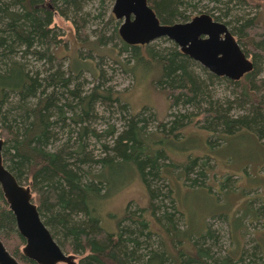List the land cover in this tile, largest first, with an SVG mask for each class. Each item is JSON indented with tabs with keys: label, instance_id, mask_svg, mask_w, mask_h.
I'll use <instances>...</instances> for the list:
<instances>
[{
	"label": "trees",
	"instance_id": "obj_1",
	"mask_svg": "<svg viewBox=\"0 0 264 264\" xmlns=\"http://www.w3.org/2000/svg\"><path fill=\"white\" fill-rule=\"evenodd\" d=\"M84 2L0 0L3 158L17 180L30 187L54 239L64 251L80 255L78 264H264V227L246 256L240 238L235 237V233L241 234L251 200L234 213L235 204L226 201L222 214L203 218L204 226L197 229L180 206L181 191L202 190L212 197L222 187L224 197L232 189L235 193L238 187L233 185L236 180L231 182L233 175L227 176L230 185L223 175L212 184L208 160H214L213 155L196 154L190 147L181 153L182 159L173 156V149L180 148L176 141L187 139L189 127L208 133L212 147L218 148L228 137L242 132H251L264 145V80L258 78L264 27L258 17L231 21L228 8L223 14L210 13L228 25L245 53L253 57V70L237 81L198 66L206 76L202 77L196 62L173 41L168 47L126 43L120 37L118 21L112 38L120 40L121 50L130 57L128 71L138 79H150L169 100L171 111L161 118L157 112H149L148 106L132 110L119 91L103 83V70L100 63L93 62L92 51L112 38L100 33L91 43L84 39ZM148 2L162 23L190 19L187 5L191 1ZM55 14L72 19L88 59L81 52L75 57L69 53L52 26ZM31 59L43 62L44 71L35 69ZM84 70L96 79L88 91L83 89ZM213 80L225 81L233 89V99L210 95ZM99 106H118L123 114L122 129L109 124L98 130L93 123L100 118ZM92 140L99 146L98 154L91 147ZM135 179L145 188L146 205L129 201L122 213L110 211V199ZM258 212L253 213L258 217ZM224 213L233 215L232 221ZM213 216H224L231 227L234 249L224 257L217 256L214 249L219 236L208 223ZM0 239L20 261L37 264L23 253L26 240L1 186Z\"/></svg>",
	"mask_w": 264,
	"mask_h": 264
},
{
	"label": "rangeland",
	"instance_id": "obj_2",
	"mask_svg": "<svg viewBox=\"0 0 264 264\" xmlns=\"http://www.w3.org/2000/svg\"><path fill=\"white\" fill-rule=\"evenodd\" d=\"M188 1L192 2L191 5H187L190 15L189 20L202 13L210 14L211 11L216 15L223 14L228 8L230 13L227 18L228 20L232 21L238 18L257 16L260 24L264 27V0H246L245 2L233 0L228 2V4L225 3L229 0H222L223 4H217L213 0ZM114 2L115 0H85L81 15L86 19L84 24L86 36L84 39L86 38L85 40H88L89 43L98 39L97 37L100 33L105 34L108 39L112 38V33H114V28L118 21L121 23L112 12ZM194 8H197V10H194ZM111 16H113V20ZM52 26L56 28L57 33L67 45V49L71 55L75 57L77 52H81L83 57L88 59L86 56L88 54L87 49L79 46L83 40L77 36L78 32L72 19H66L59 14H55ZM118 26H120V24ZM106 42L107 44L105 46H98V48H95V51H92L94 58L93 62L96 64L100 63V65L98 64L99 68L103 70L104 79H102V81L105 86L108 85L113 88V90L119 91L123 98L131 103L132 110H139L140 108L148 106L150 107L148 110L149 112H157L161 118L165 117L168 112L171 111L169 109V100L166 95L154 87L150 79H138L128 71L129 62H127V60L129 55L123 53L121 50L122 45L118 38L114 36L109 42ZM171 42L172 41L168 38H159L152 43L157 46L168 47L171 45ZM89 53L91 52L89 51ZM249 57L253 60L251 55H249ZM64 61L67 66L69 63L68 59L66 58ZM260 61L261 70L258 78L264 80V57ZM195 62L197 64L195 67H197L196 70L198 73L206 78L202 69L198 67L204 66L197 61ZM31 64L35 69L44 71L45 65L43 62H37L31 59ZM83 76L84 82L81 80L83 82V89L88 91L92 85H94L96 79L89 70H84ZM213 81L214 82H210L209 84L210 95L220 100H225V98L233 99V89L228 86L225 81ZM98 110L100 118L93 123L98 130L106 129L109 124H114L118 129H122L123 114L120 113L118 106H114V108L99 106ZM234 113L239 112L235 110ZM187 132H189L186 137L187 139L184 141H176L180 148L173 149V156H178L179 159H182V154H185L190 147L193 148L196 154H203L204 152L213 155L214 160H208L210 167H212L208 181L214 184V181H217L218 177L223 175L222 179H224V182L230 185L231 183L227 181V176L233 175L231 182L236 180V183L233 185L238 188L235 193H232L234 189L231 190L232 192L226 193V197H224L225 192L221 191L222 187H219L217 190L219 194L212 195V197L207 191L202 190L181 191L179 193L181 200L180 206L183 208L185 214L187 213L186 216L191 217L192 227L197 229L204 226L203 218L209 215L222 214L223 209H225L223 206L226 201L229 205L235 204L232 209V213H234L240 206L242 208L245 201L249 203L251 200L248 204L249 207L246 206V210L248 211L243 219V225L240 228L241 234L235 233V237L237 239L240 238L244 248L243 256H246L253 250L256 244L254 239L258 237L259 231H262L264 227V145L251 132H242L228 137L226 141L217 148L212 147L209 142L210 135L205 131L195 127H189ZM106 140H110V138ZM110 141L112 142V140ZM60 142L61 141H58L56 145L58 146ZM218 144H220V142H218ZM91 147L95 151V154L99 153V146L96 145L94 140H92ZM181 149H184V151ZM249 185H252V187ZM240 187L244 189H240ZM244 192L245 194H243ZM129 201L140 205H146L147 203L145 188L137 179L131 181L126 187L113 196L107 204V208L117 214L122 213ZM256 210H259L258 217L253 213L254 211L256 212ZM224 214L228 216V220L232 221L233 215H230V213L229 215L227 213ZM248 214L250 215L248 216ZM222 218L225 217L222 216ZM222 218L216 216L210 217L208 223L215 229L216 235L219 236L218 242L214 248L216 255L224 257L228 252L231 253L233 251L234 243L229 229L231 227L229 223ZM261 246H264V243L261 244ZM23 248L24 246L22 249ZM8 251L11 253L9 249ZM66 253L73 255L74 259L77 262L79 261L80 255L71 252ZM15 258L21 264H26L17 257ZM245 259L248 260L246 257Z\"/></svg>",
	"mask_w": 264,
	"mask_h": 264
},
{
	"label": "water",
	"instance_id": "obj_3",
	"mask_svg": "<svg viewBox=\"0 0 264 264\" xmlns=\"http://www.w3.org/2000/svg\"><path fill=\"white\" fill-rule=\"evenodd\" d=\"M112 12L121 21L120 37L129 44H148L168 38L180 50L214 75L240 80L253 70L245 53L225 22L202 13L185 22L165 24L148 0H115ZM4 140L0 130V186L14 213L26 243L23 253L38 264H78L54 239L41 217L29 186L20 183L3 158ZM0 264H21L0 239Z\"/></svg>",
	"mask_w": 264,
	"mask_h": 264
},
{
	"label": "flooded vegetation",
	"instance_id": "obj_4",
	"mask_svg": "<svg viewBox=\"0 0 264 264\" xmlns=\"http://www.w3.org/2000/svg\"><path fill=\"white\" fill-rule=\"evenodd\" d=\"M61 264V263H60ZM64 264V263H63Z\"/></svg>",
	"mask_w": 264,
	"mask_h": 264
}]
</instances>
